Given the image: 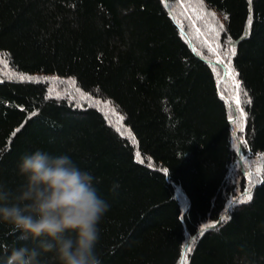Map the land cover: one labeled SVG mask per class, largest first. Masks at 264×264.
<instances>
[{
  "label": "trees",
  "instance_id": "obj_1",
  "mask_svg": "<svg viewBox=\"0 0 264 264\" xmlns=\"http://www.w3.org/2000/svg\"><path fill=\"white\" fill-rule=\"evenodd\" d=\"M177 1L0 0V57L29 77L0 66V184L38 149L68 155L110 206L101 264H264V0H201L218 53ZM24 243L0 223V257Z\"/></svg>",
  "mask_w": 264,
  "mask_h": 264
},
{
  "label": "clouds",
  "instance_id": "obj_2",
  "mask_svg": "<svg viewBox=\"0 0 264 264\" xmlns=\"http://www.w3.org/2000/svg\"><path fill=\"white\" fill-rule=\"evenodd\" d=\"M2 159V157H0ZM24 182L15 191L0 184V223L22 241L0 257L3 264H101L96 252L109 204L94 186V176L68 155L36 150L19 163Z\"/></svg>",
  "mask_w": 264,
  "mask_h": 264
},
{
  "label": "rangeland",
  "instance_id": "obj_3",
  "mask_svg": "<svg viewBox=\"0 0 264 264\" xmlns=\"http://www.w3.org/2000/svg\"><path fill=\"white\" fill-rule=\"evenodd\" d=\"M190 1V2H186ZM177 8L187 12L191 20L194 22L196 29L194 28V31L189 32V38H192V35L194 36V39L201 42V45H203V48L206 49L205 45H209L210 49H212L215 53H218L217 45L213 41L214 38L210 36L209 31L208 33L204 30L202 25H197V22L202 23L203 19H209L210 14L207 16V13L205 10H208L201 4V0H178L177 1ZM209 13V12H208ZM188 17V19H189ZM188 19H185L187 21ZM214 18L211 17L210 20L212 21ZM205 24V22H203ZM209 27V25L207 26ZM202 37V38H201ZM213 39V40H212ZM218 56V55H217ZM2 65L3 69L6 71H10V74L13 75L16 78H29L26 76H19L15 73L11 72L6 67V61L2 57H0V66ZM231 72V69H230ZM5 74V73H4ZM37 79H43L45 81H48L51 85V90L54 92H61L62 94H67L69 96H73L74 100L77 103H80L81 105H88V104H101L104 110L108 113V116H110L112 122L116 124V126L121 130L126 132L127 129L124 125L123 118L120 113H118L114 108L110 107V104L106 101H103L99 98H93L89 94H86L82 92L79 88H77V84L75 80L71 79H58L56 76L49 75V76H35ZM237 98H240L237 96Z\"/></svg>",
  "mask_w": 264,
  "mask_h": 264
},
{
  "label": "snow or ice",
  "instance_id": "obj_4",
  "mask_svg": "<svg viewBox=\"0 0 264 264\" xmlns=\"http://www.w3.org/2000/svg\"><path fill=\"white\" fill-rule=\"evenodd\" d=\"M238 102V101H237ZM139 155V154H138ZM251 194H248L246 197H245V200L247 201V200H251ZM241 202H244V201H241Z\"/></svg>",
  "mask_w": 264,
  "mask_h": 264
}]
</instances>
